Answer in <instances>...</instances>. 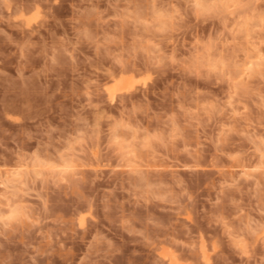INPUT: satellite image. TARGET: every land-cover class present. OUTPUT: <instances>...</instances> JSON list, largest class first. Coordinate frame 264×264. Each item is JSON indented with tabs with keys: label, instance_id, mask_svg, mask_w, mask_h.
I'll list each match as a JSON object with an SVG mask.
<instances>
[{
	"label": "clouds",
	"instance_id": "9594fccd",
	"mask_svg": "<svg viewBox=\"0 0 264 264\" xmlns=\"http://www.w3.org/2000/svg\"><path fill=\"white\" fill-rule=\"evenodd\" d=\"M0 264H264V0H0Z\"/></svg>",
	"mask_w": 264,
	"mask_h": 264
}]
</instances>
